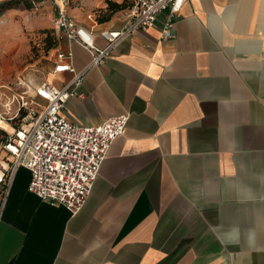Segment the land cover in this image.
<instances>
[{"label":"crops","instance_id":"obj_1","mask_svg":"<svg viewBox=\"0 0 264 264\" xmlns=\"http://www.w3.org/2000/svg\"><path fill=\"white\" fill-rule=\"evenodd\" d=\"M93 25L99 48L126 10ZM156 26L93 64L59 40L83 78L62 115L95 125L130 113L76 215L28 190L16 172L0 213V264H264V0H191L163 39Z\"/></svg>","mask_w":264,"mask_h":264},{"label":"built area","instance_id":"obj_2","mask_svg":"<svg viewBox=\"0 0 264 264\" xmlns=\"http://www.w3.org/2000/svg\"><path fill=\"white\" fill-rule=\"evenodd\" d=\"M55 9L54 29L59 40L77 41L89 49L93 64L106 58L118 41L138 29L156 26L157 17L166 12L161 29L163 39L171 38L176 17L191 0H133L128 23L120 30L105 31L108 45L99 48L89 31L69 13L70 0H48ZM55 73L73 74L70 81L58 86L45 82L35 90L41 111L37 117L19 125L7 135L0 167V182L6 177V189L0 200V213L14 176L20 167L30 171L28 190L50 205L64 206L72 215L86 205L100 168L113 142L124 134L131 114L113 116L95 125H81L62 115L67 101L77 96L83 73L73 64V53L59 52ZM28 104L24 103V106ZM28 109L35 114L32 106ZM2 137V135H0Z\"/></svg>","mask_w":264,"mask_h":264},{"label":"rangeland","instance_id":"obj_3","mask_svg":"<svg viewBox=\"0 0 264 264\" xmlns=\"http://www.w3.org/2000/svg\"><path fill=\"white\" fill-rule=\"evenodd\" d=\"M29 1L32 3L31 8L22 2L0 17V120L4 126L0 125V130L7 135L22 123L37 117L41 111L37 104L43 105L44 102L35 98V90L48 82L46 78L55 53L54 48H50L56 37L54 6L48 0ZM107 1L70 0L69 13L77 11L89 25H93V20L100 23L107 13ZM113 1H128V5L132 2ZM124 10L127 12L130 8L122 9L113 16L121 11L125 13ZM30 105L35 114L22 108ZM3 155L0 145V167Z\"/></svg>","mask_w":264,"mask_h":264},{"label":"trees","instance_id":"obj_4","mask_svg":"<svg viewBox=\"0 0 264 264\" xmlns=\"http://www.w3.org/2000/svg\"><path fill=\"white\" fill-rule=\"evenodd\" d=\"M24 2L26 4L27 8L32 7V3L29 0H2L0 1V17L3 15V13L9 9L14 8L18 4ZM133 5V0L132 2L128 5V1H124L123 3H118L113 0H108L107 1V13L104 18L100 19V22H105L111 19V17L118 11L125 9L127 7L131 8ZM59 43V39L56 35L54 42L50 45V48H56ZM2 132V133H1ZM0 135H2L0 139V145H3V142L5 141L7 134L5 131L0 130ZM6 189V177H4L1 182H0V200L3 197V194Z\"/></svg>","mask_w":264,"mask_h":264},{"label":"bare ground","instance_id":"obj_5","mask_svg":"<svg viewBox=\"0 0 264 264\" xmlns=\"http://www.w3.org/2000/svg\"><path fill=\"white\" fill-rule=\"evenodd\" d=\"M2 122H3V121H2V120H0V125H1L2 127H4V126L2 125Z\"/></svg>","mask_w":264,"mask_h":264}]
</instances>
